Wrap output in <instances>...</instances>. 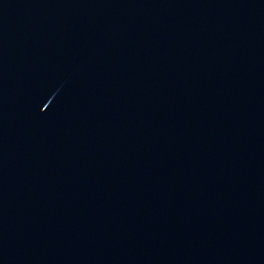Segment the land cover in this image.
<instances>
[{"label": "water", "instance_id": "water-1", "mask_svg": "<svg viewBox=\"0 0 264 264\" xmlns=\"http://www.w3.org/2000/svg\"><path fill=\"white\" fill-rule=\"evenodd\" d=\"M0 264H264V0H0Z\"/></svg>", "mask_w": 264, "mask_h": 264}]
</instances>
